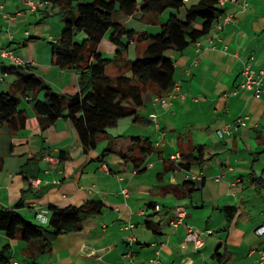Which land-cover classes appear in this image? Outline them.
Returning <instances> with one entry per match:
<instances>
[{
    "label": "crops",
    "instance_id": "crops-1",
    "mask_svg": "<svg viewBox=\"0 0 264 264\" xmlns=\"http://www.w3.org/2000/svg\"><path fill=\"white\" fill-rule=\"evenodd\" d=\"M26 1L0 0V49L11 50L29 66L22 72L41 76L53 90L76 93L77 72L56 66L52 48L48 50L25 28L36 18V11L25 13ZM147 1L137 0L138 10L129 16L116 11L114 20L135 31L139 25L141 31H157L168 14L142 12L140 6ZM244 2V8L227 0L220 3L224 13L210 32L183 52L170 54L176 89L165 106L154 100L158 95L150 87L135 109V119L118 120L88 151L82 149L66 117L44 126L31 101L16 93L19 75L4 72L12 63L7 65L8 58L0 55V91L20 96L18 111L27 118L15 132L0 128V205L12 208L21 203L17 210L26 220L41 223L38 214H43L47 223L50 206H78L90 200L104 204L101 213L85 218L79 229L57 235L49 249L41 250V241L11 239L0 231V251L8 246L6 264L145 263L157 249L161 264H215L216 248L225 253L227 264H255L258 253L252 250L264 253V234L257 235L255 229L264 226V219L246 223L243 207L245 199L251 200L250 208L264 200V92L256 98L241 83L247 62L255 69L264 68V0ZM4 14L12 16L11 21ZM226 16L230 20L224 22ZM136 44H128L124 60H132L131 47L138 56ZM104 46L115 50L107 35L98 44L101 54ZM106 72L114 76L117 69L109 63ZM242 117H246L243 124L234 129ZM224 128L229 132L218 137L216 130ZM133 136L148 139L151 151L144 157L142 143ZM175 152L183 163L188 155L198 160L182 168L168 159ZM187 173L203 178L191 190L183 182ZM177 205L185 208L184 224L211 230L200 249L184 242L185 225L169 224L170 209ZM148 222L158 223L157 233L146 227ZM126 236L134 238L132 244ZM129 250V257H124Z\"/></svg>",
    "mask_w": 264,
    "mask_h": 264
},
{
    "label": "trees",
    "instance_id": "trees-1",
    "mask_svg": "<svg viewBox=\"0 0 264 264\" xmlns=\"http://www.w3.org/2000/svg\"><path fill=\"white\" fill-rule=\"evenodd\" d=\"M182 1L148 0L141 5L142 12L155 16L169 10L166 18L159 23V29L151 32L135 31L113 18L116 11L126 16L134 14L138 10L137 0H51V7H59L63 22L59 38L49 43L52 62L59 68L77 72L78 91L68 95L53 90L41 76L21 71L29 69L27 63H12L4 72L19 75L14 89L31 101L34 112L43 116L44 126L58 117H66L76 130L82 149H95L99 139L107 135V130L118 120L125 116L135 119V109L142 105L143 95L150 87H154L160 97L171 92L175 68L170 54L183 52L207 35L224 13L219 0H198L193 4ZM78 35H81L79 40L76 39ZM104 35L115 46L113 58L105 57L98 51V44ZM123 37L125 40L122 41ZM132 41H146L147 44L141 55L124 60L128 44ZM109 63L117 69L114 76L106 72ZM41 92L40 99L38 94ZM20 99L14 93L0 91V128L6 126L10 133L23 128L27 119L18 111ZM131 139L142 143L143 157L151 151L148 139L141 140L138 136ZM188 157L186 163L181 160L177 166L187 168L192 160H198L196 156ZM142 158L138 159L136 166ZM183 182L188 190L194 187V182L190 180ZM20 204L12 208L0 205V231L11 239L19 237L28 243L41 241V250L49 249L60 233L79 229L85 218L101 213L104 207L98 200L78 206H50L48 221L41 224L26 220L17 210ZM145 225L157 233L158 223L148 222ZM217 249L212 253L215 264H227L225 253ZM7 252L8 246L0 251V264L7 263Z\"/></svg>",
    "mask_w": 264,
    "mask_h": 264
},
{
    "label": "built area",
    "instance_id": "built-area-1",
    "mask_svg": "<svg viewBox=\"0 0 264 264\" xmlns=\"http://www.w3.org/2000/svg\"><path fill=\"white\" fill-rule=\"evenodd\" d=\"M225 0H219V4L223 3ZM233 4H239L241 7H245L246 6V2H244V0H227ZM26 5L28 7V9L30 11H37L39 9H43L45 7H49L50 6V2L48 0H39V1H32V0H27L26 1ZM4 18L6 20H10L12 19V16L8 15V14H4L3 15ZM230 20V16H226L223 21L227 22ZM0 55L3 57H7L11 63L16 64V65H20L23 64L22 60L18 57H16L13 52L9 49H0ZM242 76H243V81L241 83V88L247 91L252 92L253 96H255L256 98L260 97L261 94H263L264 92V68H258L255 69L252 67V62H247L244 67L242 68ZM2 79V74L0 72V80ZM176 89V87H174L171 90V92H169L167 95L165 96H158L156 100L161 106H165L167 104V97H170L173 95V90ZM152 117V121L155 122V115H151ZM244 119H246V117H242L239 118L236 122V124L233 126L234 129H236L239 125L243 124ZM156 124V123H155ZM157 126V124H156ZM227 132H229L227 130V128L224 129H217L216 130V134L218 137L222 138L224 136V134H226ZM168 159L169 161L173 162L174 164H178L181 161V155L179 152H175L172 153L170 155H168ZM48 160L52 163L57 162V159H52V158H48ZM219 177H216L215 180H218ZM202 176L200 174H195V173H187L185 175V180H190L194 183L199 184L202 181ZM35 183L37 184L39 181L38 180H34ZM123 193H126L125 190H122ZM160 206L155 204L154 205V209L155 210H159ZM171 218L169 219V224L172 227H177L178 225H185V234H184V242L186 243H191L194 248H199L203 245V241H204V236L207 234L211 233V230L209 229H205V230H198L195 227L188 225V224H184L183 223V219L185 218L186 212H185V208L182 205H177L172 207L171 209ZM38 217L41 221V223H45L46 222V218L44 217L43 214H38ZM255 233L257 235H263L264 234V226H259L255 229ZM126 241L128 244H132L134 238L131 236H126L125 237ZM159 250H155V253L153 256L149 257L145 263H133V264H161V260L159 258L160 252H158ZM257 252L258 253V259L257 261H255V264H264V253L262 250H252V252ZM130 255V250L128 253L124 254V257H129ZM16 264V263H13Z\"/></svg>",
    "mask_w": 264,
    "mask_h": 264
},
{
    "label": "rangeland",
    "instance_id": "rangeland-1",
    "mask_svg": "<svg viewBox=\"0 0 264 264\" xmlns=\"http://www.w3.org/2000/svg\"><path fill=\"white\" fill-rule=\"evenodd\" d=\"M43 10L44 11L46 10L49 13L45 14V12ZM25 13L28 15L33 14L31 11H29V9H26ZM168 13H169V10H166L163 13V16L165 17ZM34 14L36 15L35 20H33V22H30L29 24H26L25 28L28 31H31L32 35H36L38 37L37 41L41 42L40 44H43L45 47H47V49L51 48V45L49 44L51 39L57 40L59 38L60 32L63 28V22H62L60 14H59V7L57 5H54L51 7V4H50L49 7L39 9ZM117 16H118V14H115L113 16L114 19ZM139 27H138V29H139L138 31H141L143 28L140 25H139ZM33 33H35V34H33ZM80 36L81 35L76 36V39L77 40L81 39ZM146 44H147L146 41L138 42V44H136L138 56L141 55V52L145 48ZM11 46L14 48L13 49L14 51L18 50V47L16 44H12ZM103 49H104L102 52L103 56L108 57V58H113V56L115 55V50L109 51L108 48H106V47ZM48 50H50V49H48ZM128 56L131 59L136 57V51H134V47H131L129 49ZM6 64L7 65L9 64V59L6 60ZM152 139L154 140V136ZM152 139H151V141H153ZM248 201H251V200L250 199L244 200L243 209L247 213V216H248L246 218L245 222L247 223L248 221L253 222V221L263 220L264 219V204H263L264 200H263V197H262V199L257 200V202H256L257 206H251V208L248 204ZM240 211H242V210H240Z\"/></svg>",
    "mask_w": 264,
    "mask_h": 264
}]
</instances>
